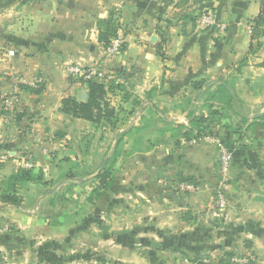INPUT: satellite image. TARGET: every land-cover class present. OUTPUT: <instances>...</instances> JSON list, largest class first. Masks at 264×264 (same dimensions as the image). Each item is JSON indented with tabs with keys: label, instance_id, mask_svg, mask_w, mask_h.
<instances>
[{
	"label": "crops",
	"instance_id": "0c3cea01",
	"mask_svg": "<svg viewBox=\"0 0 264 264\" xmlns=\"http://www.w3.org/2000/svg\"><path fill=\"white\" fill-rule=\"evenodd\" d=\"M260 1L0 0V162L4 164L0 168L5 173L28 164L34 174L52 181L60 162L74 169L82 160H87L88 168L95 162L88 146L77 149L65 143L85 134V129H77L78 123L92 130L91 122L61 112L63 99L85 101L83 94L87 98L86 79L69 73L70 67L92 72L93 79L105 85V100L114 109V117L122 108L140 106L142 111L133 118L145 122L138 124L142 138L162 133L167 124L184 128L200 111L216 110L219 124L211 129L216 140V146L210 145L216 148L212 156L208 147L198 156L180 146L161 158L163 165L156 168L151 152L146 157L136 149L142 159H149L142 172L147 171L144 178L151 181L145 185L148 193L141 184L135 192L156 202L164 198H157L163 187L176 186V196L163 191L164 196L171 203L179 202L181 212L191 210L197 216L193 225L199 235L216 233V264H264V127L260 125L264 119L259 118L264 114V36L250 50L253 20L262 10ZM203 17L212 23L202 22ZM105 21L122 32L124 42L114 55L98 41L100 23ZM3 98L15 99L16 108L10 111H17L12 112L16 119L2 111ZM220 150L231 155L230 176L226 211L214 217L212 210L207 214L200 208L213 205L221 181ZM80 151L89 156L81 157ZM117 153L118 158L119 148ZM106 158H101L99 171ZM161 172H167L162 180ZM172 172H180L179 179L189 181L175 180ZM182 184L199 188H181L180 194L177 186ZM211 219L216 221L212 228L200 229ZM183 221L175 230L168 224L161 230L150 229L141 221L132 234H140L143 241L151 234L183 235L193 227ZM153 253L157 264L168 258L167 252ZM227 253L230 259L225 256L224 261ZM178 254L172 253L167 263L177 262ZM237 257L242 263L232 261Z\"/></svg>",
	"mask_w": 264,
	"mask_h": 264
},
{
	"label": "rangeland",
	"instance_id": "374dc122",
	"mask_svg": "<svg viewBox=\"0 0 264 264\" xmlns=\"http://www.w3.org/2000/svg\"><path fill=\"white\" fill-rule=\"evenodd\" d=\"M262 9L264 18V4ZM262 23L258 28L261 36L264 34V21ZM257 43L259 41L254 39L251 43V51L257 47ZM2 100L4 101V98ZM210 110H202L200 115L194 116L196 121L201 116L205 119V122L199 125L185 124L182 128L176 124H167L165 131L149 139L142 138L138 133V124L142 126L145 122L138 123L134 120V114L142 111L140 106L135 104H132L128 110L122 108L110 124L91 122L92 130H89V127L83 124L81 127L78 123L77 129H85L83 130L85 134L70 138L69 141L66 139L65 143L69 145L71 142V146H77V149L88 146L92 149L95 162L88 168L85 164L87 160H82L81 166H76L77 169L60 162L56 180L51 181L49 178L46 180L47 176L45 178L43 175L40 184L26 183L17 186V196L21 199L20 208L2 203V191L7 187L1 182L15 170H6L4 173L3 167L0 168V264H157L155 258L151 256L153 252L162 254L167 252L165 254L168 258L172 253H179L176 256L178 261L174 264H187L185 260H189L191 264H216V233L215 236L214 234L199 235L195 232L198 227L193 225L197 224L196 220L193 221L197 216H193L191 210L181 212L178 208L179 202L171 203L167 199L169 196H164L163 191L167 193L172 191L170 194L176 196L177 191L174 190L176 186H169L167 189L163 187L157 198H164L156 202L146 199L148 195L135 192V187L141 184L143 192L148 193L149 190L145 185L148 186L147 182L151 181L144 178L147 176V171L142 172L146 170L143 169V165L146 166L149 159H142L141 155L136 153L137 148L144 151L146 157L151 152L152 160L156 161L154 165L156 168L163 165L161 158L168 157L172 149L180 146L187 147L189 152L197 153L198 156L203 155L206 147L211 149L210 153H212L214 147L210 145L216 146V140L214 143L211 137V129L216 128V115H214L216 110ZM2 111H8L9 116L13 115L11 119H16L15 114L12 113L15 110L11 112L9 109H2ZM260 115L264 117V114ZM114 119L117 120L115 128L112 127L115 123ZM225 127L233 130L229 124H225ZM119 133L122 136L118 145L120 153L112 166L114 181L112 186L103 192L106 196L99 200L91 195L92 191L99 189L95 177L100 172L103 156L107 157L104 167L112 161V150ZM105 148L107 151L100 156ZM150 148L154 150L151 151ZM80 152L81 157L89 156ZM95 152L98 153L97 158ZM221 154L222 150L220 156ZM214 155L216 159V153ZM22 168L31 170L23 166ZM153 170L152 168L150 170L151 178H153ZM11 171L13 172L10 174ZM179 173L172 172V177L178 180L181 176ZM163 174L161 172L159 175L161 180L166 178L167 172ZM182 186L184 184L177 186L180 194L181 188L186 190ZM192 187L195 191L199 188V186ZM261 195L264 197V189ZM89 196L91 200H88ZM206 205L201 206L200 212L208 214L212 210L213 213V205ZM181 215H184V218H181ZM141 221L150 229L156 227L161 230L159 227L168 224V227L172 226L175 230L180 227L182 221L193 227L188 231L189 235L188 232L183 235L179 232L173 235L150 233V237L147 236L149 238L143 241L140 234H132L137 223ZM214 224H216L215 220H207L205 226L200 229L212 228ZM151 241L154 244H150ZM199 244L200 248H198ZM174 247H177V250L174 251ZM229 255V253L223 254L222 259L225 256L228 258ZM168 258L158 264H168L167 261H171ZM238 258L240 257L232 261L242 263ZM157 259L162 262L164 258ZM229 259L230 257L228 261Z\"/></svg>",
	"mask_w": 264,
	"mask_h": 264
},
{
	"label": "trees",
	"instance_id": "16d2710c",
	"mask_svg": "<svg viewBox=\"0 0 264 264\" xmlns=\"http://www.w3.org/2000/svg\"><path fill=\"white\" fill-rule=\"evenodd\" d=\"M262 3L263 8V1ZM263 9L260 11V14L253 20V35L252 42L258 40L261 35L258 32V28L263 24ZM116 27L111 24L109 21L101 22L100 29L98 32V41L105 46H107L110 42V39L116 35ZM264 36V34H262ZM260 43H257V47ZM84 84L87 87V98L85 101H77L74 98H65L61 102V112L70 115L76 119H82L87 122H92L99 124L101 122L110 124L114 117V109L107 103L105 100L107 89L104 84L97 82L93 78L86 79ZM192 86L194 88L198 87L197 83H193ZM212 111V110H210ZM216 115V125L219 124L218 115L219 113L216 111L214 113ZM260 118L264 119L263 116ZM197 119L194 118L190 121L191 125L196 126L201 122H205V119H202V116ZM261 126L264 127V123H260ZM121 142V138H119L115 145L114 157L110 164L107 167H104L100 172L96 175L95 179L99 183L98 191H92L91 195L96 198H100L104 191L109 189L114 181V177L112 174V166L116 162L117 159V150L118 145ZM189 181L187 179H181V181ZM43 181V175L34 174L32 170L28 169H17L15 170L9 177L5 178L1 184L5 185L7 188L2 191V203L5 205H9L15 208L21 207V199L17 196L18 188L17 186L26 183H41ZM88 200H91V196H89Z\"/></svg>",
	"mask_w": 264,
	"mask_h": 264
},
{
	"label": "built area",
	"instance_id": "2783aa9c",
	"mask_svg": "<svg viewBox=\"0 0 264 264\" xmlns=\"http://www.w3.org/2000/svg\"><path fill=\"white\" fill-rule=\"evenodd\" d=\"M202 22L212 23V19L208 17H203ZM123 36L122 32L118 31L116 35L111 39V41L108 44L107 52L109 55H114L118 53L120 47L123 44ZM69 73L74 75H80L81 78L89 79V78H95L92 72H85L84 70L79 69L78 67H70L68 70ZM15 101L14 98H8L4 99L3 101V107L4 109H15L16 106L13 105V102ZM220 168L219 173L221 174V181L218 184V189L215 191L214 198H213V215L214 217L221 215L226 211V197H225V188L227 186V181L230 176V161H231V155L227 153L226 151L222 150V154L220 156ZM24 168H30L31 165L24 164ZM186 190H194V187L191 185H184L182 186ZM185 263H190L189 260H185Z\"/></svg>",
	"mask_w": 264,
	"mask_h": 264
},
{
	"label": "water",
	"instance_id": "95a60500",
	"mask_svg": "<svg viewBox=\"0 0 264 264\" xmlns=\"http://www.w3.org/2000/svg\"><path fill=\"white\" fill-rule=\"evenodd\" d=\"M85 99H86V95L83 94V95L81 96V100H85Z\"/></svg>",
	"mask_w": 264,
	"mask_h": 264
}]
</instances>
